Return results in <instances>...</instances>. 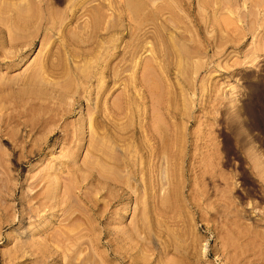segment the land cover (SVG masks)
<instances>
[{
	"label": "rangeland",
	"instance_id": "1",
	"mask_svg": "<svg viewBox=\"0 0 264 264\" xmlns=\"http://www.w3.org/2000/svg\"><path fill=\"white\" fill-rule=\"evenodd\" d=\"M201 1L0 0V264H264V0Z\"/></svg>",
	"mask_w": 264,
	"mask_h": 264
},
{
	"label": "bare ground",
	"instance_id": "2",
	"mask_svg": "<svg viewBox=\"0 0 264 264\" xmlns=\"http://www.w3.org/2000/svg\"><path fill=\"white\" fill-rule=\"evenodd\" d=\"M199 2L201 3L200 5H202V1L199 0ZM199 2H198V0H197V3H199ZM129 4H131V3H129ZM132 4H133V3H132ZM132 4H131V5H132ZM135 4H137V3L135 2L133 6H135ZM133 6H132L133 9L131 8V10H130V12L132 11V13H133V10L136 9V6H138V4L135 6V8H134ZM189 7H190V6H189ZM138 8H139V7H137V9L135 10V12H138V11H137ZM135 12H134V13H135ZM135 14H137V16L139 15L138 13H135ZM260 99H261V98H260ZM256 111H257V110H256ZM174 113H175V112H174ZM174 115H175V114H174ZM234 116H235V115H234ZM229 117H230V115H229ZM230 118H231V117H230ZM256 119H258V118H256ZM228 124H229V123H228ZM232 125H233V124H232ZM227 127H229V126H227ZM231 128H232V126H231ZM227 129H228V128H227ZM233 129H234V128H233ZM230 130H232V129H230ZM152 132H153V131H152ZM232 132H234V131H232ZM153 133H154V132H153ZM153 133H152V134H153ZM235 134H236V133H235ZM239 134H241V133H239ZM227 135H228V134H227ZM237 135H238V134H237ZM237 135H236V136H237ZM152 136H154V134H153ZM234 136H235V135H234ZM236 136H235V137H236ZM200 137H201V136H200ZM200 137H199V138H200ZM228 137H229V136H228ZM228 137H227V138H228ZM238 137H240V136H238ZM203 138H204V137H203ZM227 138H225V139H227ZM228 139H229V138H228ZM235 139H236V138H235ZM227 143H228V142H226L225 145H227ZM56 145H57V144H56V141H54V142L52 143L51 150L55 149ZM225 147H226V146H225ZM228 147H229V146H228ZM68 148H69V147H68ZM68 148H67V149H68ZM70 148H71V147H70ZM72 148H73V147H72ZM72 148H71V149H72ZM51 150H50V151H51ZM69 150H70V149H69ZM73 150H74V148H73ZM65 151H67V154H66V155H68V153H69L68 150H65ZM74 151H75V150H74ZM93 153H94V152H93ZM64 154H65V153H64ZM70 154H71V151H70ZM193 154H194V153H193ZM193 154H191V155H193ZM66 155H65V158L67 157ZM68 156H69V155H68ZM71 156H72V154L69 156V159H70ZM95 156H96V155H95ZM194 156H196V155L194 154ZM73 157H74V156H72L71 159H72ZM189 157H190L189 159H191V156H190V155H189ZM91 158H92V157H91ZM93 158H94V159H91V160H94V161H95V157H94V156H93ZM96 158H97V157H96ZM192 158H193V157H192ZM73 159H74V158H73ZM73 159H72V161H71V160H70V161H71V162H74L75 159H74V160H73ZM88 159H90V158H88ZM85 160H86V159H85ZM85 160H84V162H85ZM91 160H88V161L91 162ZM66 161H67V160H66ZM68 161H69V160H68ZM64 162H65V161H64ZM93 163H94V162L92 161V164H93ZM70 164H73V163H70ZM70 164L68 163V165H70ZM83 164H84V163H83ZM85 164H86V162H85ZM87 164H89V163H87ZM81 165H82V164H81ZM81 165L76 166V167L79 168ZM82 166H84V165H82ZM86 166H87V165H86ZM88 166H89V168H88ZM88 166H87V169H89V170H90L91 168H95V167H96V166H94V165H93L94 167H92L91 164L88 165ZM97 168H98V166H97ZM99 168H102V167H99ZM99 168H98V169H99ZM50 169H51V168H50ZM71 169H72V166H71ZM74 169H75V168H74ZM95 169H96V168H95ZM77 170H78V169H75L76 172H78ZM80 170H81V168H80ZM80 170H79V172H81ZM84 170H85V169L83 168L82 172H83ZM89 170H88V171H89ZM93 170H94V169H93ZM70 171H71V170H70ZM70 171H69V172H70ZM73 171H74V170H72V173H73ZM50 172H51V171H50ZM69 172H67V174H69L70 176L67 175V174H66V176L70 177L71 180L75 179V180L77 181V178H75V177H72V178H71L72 173L70 172V173H71V174H70ZM76 172H74V173H76ZM86 172H87V170L85 171V173H86ZM89 172H90V171H89ZM45 173L47 174V173H49V172H45ZM51 173L53 174V172H51ZM51 173H50V175H51ZM91 173H92V169H91ZM99 173H100V172H99ZM43 174H44V173H43ZM46 174H45V175H46ZM89 174H90V173H89ZM89 174H88V175H89ZM100 174H101V173H100ZM41 175H42V174H41ZM45 175H43L44 178H43L42 176L40 177V175H39V176H38V179L41 180V178H42V180L45 181L46 178H47V175H48V174H47L46 176H45ZM73 175H74V174H73ZM75 175H76V174H75ZM86 175H87V173L84 174V176H83V174H82L83 177H82V176H81V177L84 179V177H86ZM51 176H52V175H51ZM53 176L56 177V178L53 177L55 180L58 178L57 175H53ZM97 176H98V175H97ZM101 176H104V175L101 174ZM45 177H46V178H45ZM88 177H89V176H87V178H88ZM104 177H105V178H104L105 181H107V180H106V176H104ZM53 178L51 179V178L48 177L47 179H49V180H50V183H52L51 180H53ZM67 179H69V178H67ZM70 179L68 180V183H69V181H70V182H72V184H71V185L69 184L70 186L68 185V186H69V189H67V188H68L67 185H66V182H67V181L65 182V184H62L63 187H64V185L66 186L67 192H68L69 190L72 191L71 189H72V188H73V189L75 188L74 185H73V183H75V184L79 183V182H76V181L74 182V180L71 181ZM83 179H82V180H83ZM96 179H99V178H96ZM101 179L104 180L102 177H101ZM58 180H59V178H58ZM58 180H57V181H58ZM43 181H42L41 184H40L39 182H37V183L40 184V185H37V184H36L37 186H35V185H34L35 187L32 186V188H35V190H33L32 192L30 191V192H31L30 195H29V192L27 191V192H28V197H29V198L27 197L26 199L29 200V201H31V202H29V204L32 203V202L35 200L34 203H35V204L37 203V206H38V207L35 206V208H32V207H31L32 205L30 206V205L28 204V201H26V200H24V199H23L24 201L22 202V205L24 206V208L21 207L22 209H27V210H26V211H28L27 214H31L32 217H34L35 215H38V217H39L38 220H40L41 218L44 219L46 216L50 215L51 213L54 214V213H53L54 211L52 212V210H53V209L56 210V209H55L56 207L59 208V206H61V205H63V204H64V205H63L64 207H66V206L68 207V204L65 205V203H67V199H66V198H64V199H66V200H64L65 203H63V201H61V200L63 199V197H65V196H63V195H64L63 193H67V192H64L65 188H63L64 190H63V192H62V194H63L62 196H59V195H61V194H59V195H58V194H57V195H52L53 192H54V194H56L55 191L57 190L56 187H57L58 185L55 187V184H56V183H54V185H52L53 183H52L51 185L49 184L51 187L54 186V187H52V191H51V190L49 189L50 186H49L48 184H45L46 182H43ZM99 181H100V180H99ZM53 182H55V181H53ZM43 183H44V185H43L44 190H43V187H42L41 190H40V189L37 190L36 188H37L38 186L41 187V185H42ZM47 183H48V182H47ZM34 184H35V183H34ZM45 185H46V188H45ZM47 185H48V186H47ZM72 185H73V186H72ZM77 185H78V184H77ZM77 185H75V186H77ZM98 185H100V184H98ZM61 187H62V186H61ZM61 187H58V189L61 188ZM70 187H71V189H70ZM77 188H78V187H77ZM101 188H102V186H101ZM101 188H100V189H101ZM46 189H49L51 192L48 191V190L45 191ZM78 189H80V188H78ZM78 189H76V190H78ZM191 189H192V188H191ZM39 190H40V191H39ZM74 190H75V189H74ZM76 190H75V191H76ZM43 191H44V192H43ZM79 191H81V189H80ZM86 191H87V190H86ZM48 192H49L50 194H49ZM70 193H74V191H72V192H70ZM84 193H85V192H84ZM84 193H83V191H82V195H83ZM26 194H27V193H26ZM67 194H69V192H68ZM77 194H79V193H77ZM87 194H88L89 197H90L89 192H88ZM119 194H120V193H119ZM65 195H66V194H65ZM70 195H71V194H69L68 196H70ZM72 195H73V194H72ZM72 195H71V197H72ZM80 195H81V194H80ZM85 195H86V194H85ZM85 195H84V197L86 198ZM88 195H87V198H88ZM26 196H27V195H26ZM68 196L66 195V197H68ZM75 196H77V195L74 194L73 197H74L75 199H74L73 197H72V198H73L74 200H77V199H76L77 197H75ZM91 196H92V194H91ZM95 196H96V195H95ZM118 196H119V195H118ZM61 197H62V198H61ZM92 197H94V195H93ZM114 197H115V196H114ZM24 198H25V197H24ZM80 198H81V197H80ZM87 198H86L85 201L90 202L89 198H88V200H87ZM94 198H95V197H94ZM99 198H100V197H99ZM116 198H117V197H115V198L111 197V198H109V199L112 200V199H116ZM73 199H72V200H73ZM96 199H97V198H96ZM96 199L94 200V199L92 198L91 201L94 200L93 202H97ZM70 200H71V198H70ZM72 200H71V201H72ZM99 200H100V199H99ZM101 200H103V201H102V203H104L103 205H104L105 207H108V206H106V205L108 204L107 202H108L109 200H108V201L105 200L106 203L104 202V199H101ZM68 201H69V198H68ZM71 201H70V202H71ZM60 202H61V204H60ZM72 202H73V201H72ZM93 202H92V203H93ZM99 202H101V201H99ZM99 202H97V203H98V204H97L98 206H99ZM116 202H117V201H116ZM38 203H39V205H38ZM62 203H63V204H62ZM68 203H69V202H68ZM112 203H113V202H112ZM70 204H71V203H69V205H70ZM84 204H85V203H84ZM88 204H89V203H88ZM90 204H91V203H90ZM93 204H94V203H93ZM93 204H92V208H93ZM95 204H96V203H95ZM109 204H110V203H109ZM109 204H108V205H109ZM22 205H21V206H22ZM72 205H73V203H72ZM86 206H87V205H86ZM86 206L84 205V207H86ZM98 206H97V207H98ZM104 206H103L102 209H105ZM36 207H37V208H36ZM64 207H63V208H64ZM67 207H66V210H65V211L71 213L72 211H69L70 208H68V210H67ZM71 207H72V206H71ZM80 208H81V207H79L78 209H79V211H80V215H81L82 210H83L84 208L82 207L81 210H80ZM78 209H76V210H78ZM94 209H96V208H94ZM98 209H99V211L101 210V211L99 212V213L101 214L102 209H101V208H97V211H98ZM59 210H61V209H59ZM70 210H71V209H70ZM72 210H73V209H72ZM91 210H92V209H91ZM65 211L63 210V212H65ZM85 211H86V209L83 210V213H82V214H86V215H85V217H84V215H82V216H81L82 219L84 218L83 220L86 221V217H87V219H89L90 221L93 220V219H90V218H89V217H91V215H90L91 213L89 214L90 216H87L89 212L86 213L87 211H86V212H85ZM104 211L106 212V209L103 210V212H104ZM24 212H25V211H24ZM55 212H57V211H55ZM59 212H60V211H59ZM67 212H65V214H66ZM92 212H93V211H92ZM103 212H102V214H103ZM122 212H123V211H122ZM22 213H23V212H22ZM22 213H21V214H22ZM25 213H26V212H25ZM33 213H35V214H33ZM70 213H69V214H70ZM73 213H74V211H73ZM73 213H72V214H73ZM94 213L96 214L95 210H94ZM114 213H115V211H114ZM123 213H124V214H123V217H125V216H126V212H123ZM52 214H51V215H52ZM57 214H58V212H57ZM65 214L63 213V215H65ZM69 214H68V215L66 214V216H68V217H67V220H68V218H69L70 215H71V214H70V215H69ZM102 214H101V215H102ZM107 214H109V213H107ZM115 214H117V213H115ZM25 215H26V214H25ZM25 215H23V214L20 215V216H21V220H25V219L28 217V216H25ZM33 215H34V216H33ZM59 215H62V214L60 213ZM78 215H79V214L75 215L74 218H71V219H73V221H71V219H69L70 222H72V225L76 222V221H74V219L77 220L76 216L79 217ZM97 215H98V217H99V214H97ZM66 216H65V218L62 217L63 220H66ZM95 216H96V215H95ZM32 217H31V218H32ZM43 217H44V218H43ZM107 217L113 219V216H112V217L107 216ZM36 218H37V217H36ZM104 218H105V217H104ZM21 220H20V221H21ZM44 220H45V219H44ZM63 220L61 219L59 222L62 223L61 221H63ZM107 220H109V219H107ZM41 221H42V220H41ZM41 221H38V222L41 223ZM93 221H94V220H93ZM93 221H92V222H93ZM96 221H98V220H96ZM104 221H105V220H104ZM45 222H46V221H45ZM45 222H44V223H45ZM64 222H65V221H64ZM68 222H69V221H68ZM68 222H67V223H64V224H69ZM42 223H43V221H42ZM42 223H41V224H42ZM60 223H59V224H60ZM86 223H87V222H86ZM38 224H39V223H38ZM62 224H63V223H62ZM106 224L108 225V223H106ZM109 224H110V223H109ZM133 224H134V226H136V225H135V224H136L135 222H133ZM39 225H40V224H39ZM60 225H61V224H60ZM70 225H71V224H70ZM88 225H89V224H88ZM90 225H91V224H90ZM92 225H93V223H92ZM92 225H91V226H92ZM36 226H37V225H36ZM41 226H43V224H42ZM104 226H105V225H104ZM130 226H132V224H131ZM137 226H138V225H137ZM68 230H69L68 233H69V232L71 233V231H70L71 229H68ZM93 230H94V229H93ZM64 231H65V233L67 232L66 230H63V232H64ZM68 233H67V234H68ZM70 233H69V235H70ZM61 234H62V233H61ZM62 235H63V234H62ZM93 235H94V233H93ZM55 236H56V235H55ZM58 236H59V235H58ZM94 236H95V235H94ZM63 237H64V236H63ZM68 237H69V236H68ZM54 238H55L56 241H58V239H56V238H59V237H54ZM71 238H72V237H71ZM94 238H96V237H94ZM52 239H53V237H52ZM55 240L53 239L52 241H55ZM59 240H60V242H62V241H64L65 239L62 240V237H61V238H59ZM61 240H62V241H61ZM58 242H59V241H58ZM58 242H57V243H58ZM46 243H47V242H45L44 245H46ZM47 245H48V244H47ZM58 245H59V244H58ZM29 246H30V245H29ZM59 246H60V245H59ZM61 246H62V244H61ZM41 247H42V246H41ZM43 247H44V246H43ZM118 250H119V249H118ZM113 253H114V252H113ZM114 255H115V254H114ZM70 258H71V257H70ZM70 258H69V259H70ZM87 258H88V257H87ZM83 260H87V259H83ZM94 260H95V259H94ZM136 260H137V259H136ZM143 260L145 261V259H143ZM87 261H88V262H87ZM87 261H86V262H85V261H82V262H85V264H90L91 261L95 263V261H93V259H90V261H89V260H87ZM140 261H141V260H140ZM144 261H143V262H144ZM141 262H142V261H141ZM71 263H73V261H72ZM132 263H133V262H132ZM132 263H130V264H132ZM135 263H136V262H135ZM180 263H182V262L180 261ZM74 264H75V263H74ZM76 264H82V263H76ZM128 264H129V263H128Z\"/></svg>",
	"mask_w": 264,
	"mask_h": 264
}]
</instances>
